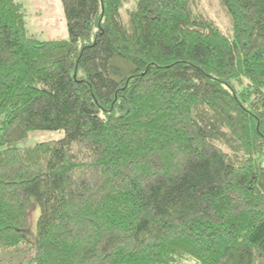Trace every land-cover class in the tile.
Segmentation results:
<instances>
[{"label":"trees","instance_id":"16d2710c","mask_svg":"<svg viewBox=\"0 0 264 264\" xmlns=\"http://www.w3.org/2000/svg\"><path fill=\"white\" fill-rule=\"evenodd\" d=\"M60 1L39 40L0 0V252L264 264V0H218L230 35L200 0Z\"/></svg>","mask_w":264,"mask_h":264},{"label":"rangeland","instance_id":"374dc122","mask_svg":"<svg viewBox=\"0 0 264 264\" xmlns=\"http://www.w3.org/2000/svg\"><path fill=\"white\" fill-rule=\"evenodd\" d=\"M23 6L25 24L30 35L39 40L67 37V27L60 0H18ZM133 5V0L126 3L125 8ZM199 11L211 18L221 30L230 35V20L218 0H200ZM63 136V131H31L18 142V146L33 145L37 142L57 140ZM38 208H34L29 216L28 229L32 234L36 229ZM29 253L28 245L20 246L0 252V264H19L26 260Z\"/></svg>","mask_w":264,"mask_h":264}]
</instances>
